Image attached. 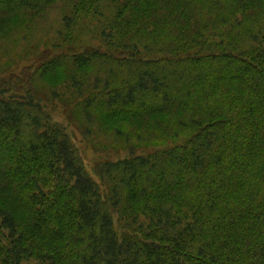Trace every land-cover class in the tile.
Returning <instances> with one entry per match:
<instances>
[{
    "label": "trees",
    "instance_id": "1",
    "mask_svg": "<svg viewBox=\"0 0 264 264\" xmlns=\"http://www.w3.org/2000/svg\"><path fill=\"white\" fill-rule=\"evenodd\" d=\"M57 1L59 51L0 78V264H264V0H0V38ZM55 102L119 156L89 172Z\"/></svg>",
    "mask_w": 264,
    "mask_h": 264
},
{
    "label": "rangeland",
    "instance_id": "2",
    "mask_svg": "<svg viewBox=\"0 0 264 264\" xmlns=\"http://www.w3.org/2000/svg\"><path fill=\"white\" fill-rule=\"evenodd\" d=\"M68 11V7L62 1H57L51 6L42 17L36 21L32 31L26 38H22L21 35L8 38H0V78L15 75L19 78H24L25 68L34 69L38 66L39 60L45 55L48 57L53 56L55 52H58L54 45L60 43V37L58 32L61 31L62 16ZM84 19L83 26L80 31V42L84 46L98 47L100 38L95 37L97 23L94 18L91 20ZM91 21H90V20ZM14 24L11 23V26ZM13 30V29H12ZM2 70V71H1ZM15 88L25 87V81L17 79L12 81ZM38 87V85H37ZM40 86V90H42ZM55 112H52L53 120L58 121L65 125L67 132L72 138L78 153L80 154L86 169L92 172L94 164L103 158L115 159L119 155L109 148V144L103 138L98 140L89 141L82 137L79 130L68 123L66 115L62 113L61 106L55 102ZM124 155L123 152L119 153ZM23 264H37L35 261L24 262Z\"/></svg>",
    "mask_w": 264,
    "mask_h": 264
}]
</instances>
